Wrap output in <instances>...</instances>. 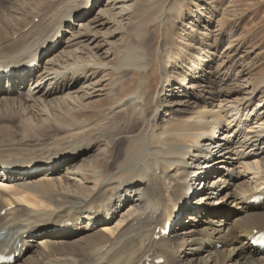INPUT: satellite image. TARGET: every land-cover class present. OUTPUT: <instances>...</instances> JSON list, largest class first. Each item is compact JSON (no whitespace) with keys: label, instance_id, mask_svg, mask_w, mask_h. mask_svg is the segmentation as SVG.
<instances>
[{"label":"bare ground","instance_id":"6f19581e","mask_svg":"<svg viewBox=\"0 0 264 264\" xmlns=\"http://www.w3.org/2000/svg\"><path fill=\"white\" fill-rule=\"evenodd\" d=\"M130 1L0 0V67L11 68L0 117L20 119L0 123V250L18 252L13 264H264L250 243L264 230V51L238 47L234 99L204 57L177 78L167 42L150 56L152 43L129 41L110 63L102 30L129 19ZM184 2L167 0L153 21L182 18ZM98 144L101 157L61 175ZM199 180L191 204L185 185ZM216 190L222 206L208 205ZM167 222L170 235L156 238Z\"/></svg>","mask_w":264,"mask_h":264},{"label":"rangeland","instance_id":"374dc122","mask_svg":"<svg viewBox=\"0 0 264 264\" xmlns=\"http://www.w3.org/2000/svg\"><path fill=\"white\" fill-rule=\"evenodd\" d=\"M1 1L3 2V5H5V7L9 5L6 2L7 0ZM138 1L139 0H131L129 2V4L132 3L133 5L128 10L126 16H128L129 13L130 16L132 15L131 17L129 16L131 22L129 21V19L119 22L117 18L115 20L116 24L112 23V25L110 24L108 25L109 27L102 30L103 32L112 31V36L107 38L108 44L104 45L103 48V50L107 49L113 54L110 56V58H108V62H113V60L115 61L118 50L123 48L129 41L137 43L136 45L143 46L144 48L150 47V43H152V51L149 52L150 56H155V54L158 55L157 52L167 42L172 49V52L168 58L172 59V63L175 65V68L172 69V71L174 73L177 72L175 73V76L177 78H182L184 74V66L188 64L189 59L204 57V64L201 65V68H206V72L210 74V76H217L216 81L219 82L222 87H224V90L232 92V95L229 96V99H234L240 95L237 91V88L240 84L237 80L240 65L239 54H244V52L246 53V51H255L254 53H249V58H252L257 52L260 51V49L264 51V45L262 47L258 43L264 39V0H185V2L183 3V17L179 18L176 12L171 13L172 17L170 16V14L166 13L167 17L169 16L170 20L166 23L165 26L163 25V21L154 22L153 18L154 15L156 16L159 13L167 0H140L139 3ZM143 5L144 8L145 6L147 7L146 11H143ZM148 8L151 10H149ZM201 13H203L202 16L200 15ZM95 15L96 12L92 15V17H94ZM245 15L248 16V18ZM1 17L4 18V16ZM243 18L245 24L247 23L244 26L240 24ZM154 23L158 24L155 25ZM190 27L192 28L190 29ZM192 29H194V31H192ZM69 30H71V27L69 28ZM245 33V39L240 38ZM243 43L244 47H242ZM238 47L239 49L241 48V53ZM73 48H75V46ZM60 51H63V46L57 51V53H59ZM203 52H205L204 56H202ZM212 53L214 54V56H212ZM208 65H211V67H208ZM202 69H199V71L201 72ZM149 71L155 72L157 76H159L157 61H155L154 67H150ZM218 71L223 72L224 77H222L223 75H221L220 72L218 73ZM203 75L204 73H201V77ZM108 76V78L105 77V79L108 80H105L103 83L106 88L109 86V83L107 82H109V78L111 77V75ZM221 78L223 80H221ZM192 79H194V77ZM242 79H249V76L243 75L241 80ZM190 83L193 85V87H197L196 91L202 88L205 84L204 80H201V82L199 83L198 80H191ZM81 85L82 83H79L75 90L80 88ZM216 87L219 88V86ZM103 95L95 97L93 99L103 98L107 96V93H104ZM175 98H177V100L175 101L179 102L181 101L180 99H183L185 97L181 94H177ZM168 99L170 101L173 100L171 97H169ZM182 102H184V100ZM176 106H179V104H176ZM1 118L2 117H0V123H4V120L6 118ZM15 118L18 120L13 119V121L12 119L7 118L5 120V123L9 125L11 123V127L18 129V126L20 127V119L16 116ZM107 149V146L98 144V146H96L93 150L79 157L69 166H61V175L66 177V172H68L70 174V178L72 179V174L77 171V167H83V163L86 165V163H89L90 160H92L95 156L101 157L102 154L107 151ZM246 180L248 179H241L240 181H237L234 186H232V198H235V194L241 191L239 184H241V182H246ZM67 182L70 183V186H72L73 189L77 187V184L74 182V180H67ZM188 185H192V181H190L189 184L185 185L184 193L186 194V197L188 195L186 192V187ZM223 187H221V189ZM208 188H210V186L205 187V189ZM203 189L200 188V190ZM219 191L220 190H216L214 192L212 196L213 198L209 200L208 205L222 206L223 203L226 202L224 199L215 200V198L219 196ZM192 200L193 203L191 204H194V196ZM199 201L202 202L204 200ZM232 206L233 204H227L225 207L231 210ZM188 219V216L184 217L185 221H188ZM114 224L115 223H113V225Z\"/></svg>","mask_w":264,"mask_h":264}]
</instances>
